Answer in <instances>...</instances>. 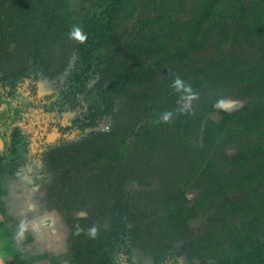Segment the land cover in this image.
Returning a JSON list of instances; mask_svg holds the SVG:
<instances>
[{"label": "rangeland", "instance_id": "374dc122", "mask_svg": "<svg viewBox=\"0 0 264 264\" xmlns=\"http://www.w3.org/2000/svg\"><path fill=\"white\" fill-rule=\"evenodd\" d=\"M93 1L0 0V200L19 183L45 205L74 264L252 258L264 239V0L215 1L188 55L184 35L212 0H122L80 103L52 104Z\"/></svg>", "mask_w": 264, "mask_h": 264}, {"label": "trees", "instance_id": "16d2710c", "mask_svg": "<svg viewBox=\"0 0 264 264\" xmlns=\"http://www.w3.org/2000/svg\"><path fill=\"white\" fill-rule=\"evenodd\" d=\"M212 4L210 6H205V10L203 12H201L198 15V18L196 21H194L189 29L188 32L184 35V42L182 45V49L181 54L182 55H188V53H191L193 51H199L201 50V48L204 45V41L207 40L208 38V32H209V26L207 24V16H211L212 13H210L209 8L213 7L214 5H216V2L219 0H212ZM216 1V2H215ZM122 3V0H95L92 2V7L89 8L88 10H86L81 17L78 19L80 22V26H81V34L79 35V39H78V59H77V63L75 65H73L71 67V69L69 70L68 76H67V80H68V84L67 87L60 92V96H58L54 102H52V104H58L61 107L64 105L67 106H74L80 103V97L83 94L84 90L86 89V84L88 82V80L90 79V76L92 75V73L95 72L96 70V66H97V62H96V46L101 42V40H103V36H104V29L105 27H108L107 25H109V22L111 21V17L112 14L114 13V9L115 7L119 6ZM242 10V17H246L247 18V13H245L244 8L241 9ZM252 14H255L254 11L252 12ZM245 21V20H243ZM241 28L237 27L236 31H240ZM240 32L237 34L238 36ZM236 35V36H237ZM236 36H234V39L236 38ZM237 36V37H238ZM235 49V48H234ZM238 49V48H237ZM179 51V52H180ZM234 54L237 53L235 50ZM176 56V54H173ZM179 54L177 53V56ZM181 55V56H182ZM231 57V56H230ZM256 67V66H255ZM222 71H226L229 72V76L231 74H233V69L230 68L229 65L227 66H223L222 67ZM143 76L149 74L148 70H143V72H140ZM229 76H224L225 79H227ZM223 79V80H225ZM212 106V105H211ZM17 109V108H15ZM17 111V110H16ZM221 111V110H220ZM222 112V111H221ZM8 116V114L6 115ZM215 140V138L213 137V135L209 134L206 135L201 141L204 144H208L210 142H213ZM165 151V150H163ZM111 155V154H109ZM101 156V154L99 155ZM113 159L115 160V162L118 165H121L122 167H124V163H121V161L119 160V156H115ZM210 158L206 160H201V163H205L206 167H210ZM227 163L233 161L232 158H227ZM129 173H132V171H128ZM209 177V176H208ZM223 177V176H221ZM209 179H217V178H213L211 176V178ZM222 179V178H221ZM218 179L216 180V182L214 184H217V186L220 185L221 182H225L227 179L221 180ZM213 184V182H212ZM232 189V185L229 184L228 187L225 188V190L223 191V197H222V201L224 200H231L229 193L230 190ZM222 203V202H221ZM222 207L225 205H221ZM3 225V224H0ZM6 236L8 237V232L6 233ZM259 243L261 245L258 246V248L256 249L255 253L253 254V256L250 257H246L245 259L240 261H236L237 264H263L264 263V239L263 240H259ZM118 246H121L120 242H117L116 244H114L113 248H116ZM6 248L12 249L11 245L8 244V246ZM121 248V247H120ZM1 249H0V259H1ZM14 253V257L10 260L6 261V264H22V260L19 258V253L16 251H13ZM112 262L110 264H119V261L121 260V256H119V254L114 256H110ZM252 259V260H251ZM236 260V259H235ZM2 261V260H1ZM3 264V262H2ZM198 264H210L207 263L206 261H200Z\"/></svg>", "mask_w": 264, "mask_h": 264}, {"label": "crops", "instance_id": "0c3cea01", "mask_svg": "<svg viewBox=\"0 0 264 264\" xmlns=\"http://www.w3.org/2000/svg\"><path fill=\"white\" fill-rule=\"evenodd\" d=\"M24 189L16 183L0 200L4 214L0 223L4 224L7 240L19 253L22 264H74L66 257L67 245L53 228L50 215L43 210L45 205L33 201Z\"/></svg>", "mask_w": 264, "mask_h": 264}, {"label": "clouds", "instance_id": "9594fccd", "mask_svg": "<svg viewBox=\"0 0 264 264\" xmlns=\"http://www.w3.org/2000/svg\"><path fill=\"white\" fill-rule=\"evenodd\" d=\"M92 232H93V234H94V232H95V229H92Z\"/></svg>", "mask_w": 264, "mask_h": 264}, {"label": "water", "instance_id": "95a60500", "mask_svg": "<svg viewBox=\"0 0 264 264\" xmlns=\"http://www.w3.org/2000/svg\"><path fill=\"white\" fill-rule=\"evenodd\" d=\"M0 264H2V261H1V259H0Z\"/></svg>", "mask_w": 264, "mask_h": 264}]
</instances>
